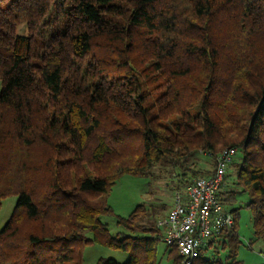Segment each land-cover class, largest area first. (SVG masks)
Listing matches in <instances>:
<instances>
[{
    "label": "trees",
    "instance_id": "trees-1",
    "mask_svg": "<svg viewBox=\"0 0 264 264\" xmlns=\"http://www.w3.org/2000/svg\"><path fill=\"white\" fill-rule=\"evenodd\" d=\"M218 15L236 43L202 34L200 22ZM227 147L241 156L227 193L248 194L264 239V0H0V207L18 198L0 264H86L93 244L130 256L97 264H161L158 219L142 224L143 203L116 214L113 186L165 158L182 167ZM214 170L183 173L184 190ZM226 209L234 228L211 247L242 264L239 209ZM104 215L126 232L113 235ZM208 250L193 264H222ZM164 253L181 263L175 247Z\"/></svg>",
    "mask_w": 264,
    "mask_h": 264
},
{
    "label": "rangeland",
    "instance_id": "rangeland-1",
    "mask_svg": "<svg viewBox=\"0 0 264 264\" xmlns=\"http://www.w3.org/2000/svg\"><path fill=\"white\" fill-rule=\"evenodd\" d=\"M206 21L208 26H205L206 23L204 24ZM200 23L204 28L207 27L202 29L203 35L206 32H211L221 42L226 41L227 44L231 42L236 43L235 40H232L234 36L228 34L229 29L233 30V28L225 15L214 16ZM19 32L25 35L28 33L25 26L21 27ZM240 157L239 153L235 160L238 161ZM183 164L184 166L180 167L175 164L172 158H165L155 165L149 177L125 174L113 186L109 197V205L113 207L116 214L126 217L138 207V204L143 203L148 208L150 216L142 224L146 227H151L157 219L158 221H164L175 204L177 193L187 191L184 190L185 185L183 181L186 178L183 173H190L192 170L198 172L210 171L216 167L214 157L203 152L188 156L187 161ZM227 173L228 176L233 177L235 170L230 167ZM226 181H228V178H226ZM228 182L231 183L229 186L232 187L233 180L230 179ZM237 190L234 197H232L233 202L227 201L226 204L228 208L234 207L239 209L237 226L241 243L237 250L236 261L242 262V264H264V239L255 237L253 225L254 212L247 207L250 199L248 194L242 190V187H238ZM17 201V196H10L2 200L0 207V231L11 218ZM101 220L108 225V229L113 235L121 231L126 232L118 224L115 216L104 215L101 217ZM165 247L166 242L159 244L158 255L160 262L161 264H172L168 257H177L178 254L176 251H172L171 255H165ZM219 252L214 254L213 250L210 249L206 253L209 257L214 256L216 259H220L222 264L229 263V249L219 247ZM102 257L116 259L119 263H125L130 258L129 252H123L115 248L112 249L105 245L93 244L84 250L86 264H97Z\"/></svg>",
    "mask_w": 264,
    "mask_h": 264
},
{
    "label": "built area",
    "instance_id": "built-area-1",
    "mask_svg": "<svg viewBox=\"0 0 264 264\" xmlns=\"http://www.w3.org/2000/svg\"><path fill=\"white\" fill-rule=\"evenodd\" d=\"M238 151L236 147L225 148L216 156L213 175L200 176L186 192H178L168 217L158 221L163 229V242L177 249L180 264H193L204 249L218 243L224 230L234 228V214L226 209L218 195Z\"/></svg>",
    "mask_w": 264,
    "mask_h": 264
},
{
    "label": "crops",
    "instance_id": "crops-1",
    "mask_svg": "<svg viewBox=\"0 0 264 264\" xmlns=\"http://www.w3.org/2000/svg\"><path fill=\"white\" fill-rule=\"evenodd\" d=\"M230 179H228V181H229ZM228 181H226L225 182V184H224V186H223V189H222V191L220 192L221 193V197H222V199L224 198L225 200H227V198H228V200L230 201V203H232L233 201H232V194L230 193V194H228L227 192H233L235 189L234 188H232L231 186H229V185H231V183H229ZM217 244H219V243H217ZM216 244V245H217ZM215 245V246H216ZM220 245V244H219ZM210 249H212V248H210ZM209 249V250H210Z\"/></svg>",
    "mask_w": 264,
    "mask_h": 264
}]
</instances>
